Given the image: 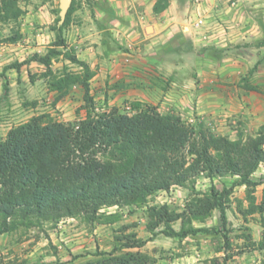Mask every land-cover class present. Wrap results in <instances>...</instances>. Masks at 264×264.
<instances>
[{
  "label": "trees",
  "instance_id": "1",
  "mask_svg": "<svg viewBox=\"0 0 264 264\" xmlns=\"http://www.w3.org/2000/svg\"><path fill=\"white\" fill-rule=\"evenodd\" d=\"M93 5V0H89ZM169 4L159 0L155 11ZM73 0L67 18L58 24L59 10L51 26L55 39L44 54L34 53L22 62L4 66L0 76L6 79L5 94L10 90L6 72L21 71L24 64L39 62L41 73L30 74L31 81L40 75L49 91H55L53 106L64 99L75 86L84 90L86 116L75 122H63L50 113H39L26 122L10 128L0 140V236L39 227L54 229L63 219L81 217L89 224L113 225L121 221L125 206L140 207L149 203L159 191L175 186L187 188L189 196L181 211L169 205L148 207L147 229L154 236L185 239L199 233H221L228 247V209L238 185L246 186V197L236 200L239 212L248 219L261 215L262 238L247 235L246 247L264 251V189L253 179L264 164V125L255 135L231 138L216 133L204 122L193 124L175 113L163 114L158 106L135 101L132 112L113 106L97 111L91 79L95 75L90 64L81 59L70 45L67 30L78 8ZM24 10L18 0H1L0 20L17 21ZM21 34L9 37L17 42ZM64 60L56 70L54 62ZM75 65L79 69L73 70ZM258 66L243 77L240 85L249 91L264 90L251 82ZM37 106L38 101H26ZM1 107V103H0ZM206 176L234 178L231 185L212 184L208 191L196 188L197 178ZM117 207L116 211H107ZM220 211L221 226L198 227L194 221H205ZM180 222L177 229L174 223ZM137 223L122 225L111 251H97L93 258L76 262L80 255L58 264H151L154 260L141 249L150 239L139 236ZM232 256L225 254L224 261ZM213 264L220 263L218 259ZM264 264V259L262 261Z\"/></svg>",
  "mask_w": 264,
  "mask_h": 264
},
{
  "label": "crops",
  "instance_id": "2",
  "mask_svg": "<svg viewBox=\"0 0 264 264\" xmlns=\"http://www.w3.org/2000/svg\"><path fill=\"white\" fill-rule=\"evenodd\" d=\"M84 1L74 11L66 35L95 71L93 94L136 95L152 101L165 95L166 104L184 107L231 138L236 133L246 137L249 129L258 132L264 125V94L240 85L258 66L251 82L264 90V0H168L160 12L155 11L159 0H93L87 9ZM40 38L24 36L0 46V73L9 63L44 54L49 45L41 46ZM44 70L32 61L20 72L7 71L12 95L25 102L39 99L47 83L40 75L31 81L30 74ZM0 78L2 95L6 79ZM80 90L84 93L81 86ZM50 94L55 97L56 92ZM10 102L13 111L5 118L37 113V106L18 110L16 101ZM5 112L0 107V128ZM236 188L246 190L245 185ZM191 256L182 254L169 264H190Z\"/></svg>",
  "mask_w": 264,
  "mask_h": 264
},
{
  "label": "rangeland",
  "instance_id": "3",
  "mask_svg": "<svg viewBox=\"0 0 264 264\" xmlns=\"http://www.w3.org/2000/svg\"><path fill=\"white\" fill-rule=\"evenodd\" d=\"M18 1L24 13L17 21L3 22L0 20V46L11 43L8 40L9 37L15 36L17 33L21 34V38L26 36L35 41L38 37H41L40 39L44 41L41 46L50 45L49 36L52 35L51 43L55 39V33L51 30V26L57 16L56 10H59V0ZM84 2V8H90L92 3L89 0H85ZM78 4L82 6L84 3H82V0H78ZM45 51L46 48L42 50V53ZM64 63L69 62H65L62 59L55 61L53 65L54 69H60ZM72 69L78 70L79 68L73 65ZM15 71L9 70L8 72L12 74ZM6 77L10 83L11 80H9L8 75ZM1 80L2 78H0ZM5 84L6 81L3 83L4 88ZM43 87L44 92L40 91V97L37 99L38 109H36V114L43 112L50 113L56 119L63 122H75L86 116L83 93L80 90V86H75L68 98L64 99L59 107L53 106L54 96H51L50 91H45L47 87ZM168 87L170 86L168 85ZM12 94L10 90L8 94H5L3 90L2 95H0L1 108L4 111H8L2 114L4 122L0 128V140L7 136L11 127L26 122L32 117L28 114L18 118L9 116L5 118L9 112L13 111L11 105H8V103H11V100L16 101L15 103L18 104L16 109L18 110H22L28 106L25 104L23 98L21 99ZM115 94L104 95L96 91L94 96L97 111L102 112L107 108L116 106L123 111L132 112L131 107H133V103L140 101L158 106L159 111L163 114H178L193 124L204 122L203 119L188 114L182 106L173 107V105L166 104L168 100L165 98V95L157 101H152L150 98L136 95L116 98ZM208 126L218 133L217 129L213 128L215 125L209 123ZM256 133L249 129V134L246 137L255 135ZM237 135V133L234 134L235 138H238ZM255 179L261 182L256 192L260 199L264 189V164L255 172ZM233 180L234 178L232 177L212 180L201 175L197 178L196 188L199 191L205 192L210 189L212 184L222 187L224 183L231 185ZM188 196L189 190L180 186H175L170 191H159L150 197L147 205L140 206L139 208L135 206L121 208L123 218L113 225L89 224L81 217H75L74 220L70 219L74 217H69L66 218L61 226L59 225L54 229L46 228V230H42L39 227H35L27 232L21 229L12 234L1 235L0 264H58L71 260L74 255H80L76 262H82L93 258L97 251H111L116 244V235L121 234L120 229L122 225L127 223H137L138 226L135 230L138 231L139 236L150 239L141 250L152 257L154 263L151 264H169L171 260H175L177 256L182 254H192V262L190 264H213V260L215 259H218L220 263L224 264H262L264 251L245 246L247 242L249 243V238L246 237L249 234L256 241L262 238L263 226L261 223V215L255 214L245 219L239 212L236 200L246 197V190L243 191L240 188L234 190L233 202L228 209L229 224L227 225V229H229L228 235L231 247L226 245L221 233H199L182 240L159 233L151 238L152 234L147 229V223L149 221L148 207L167 204L172 209L181 211L186 204ZM115 209L117 210V208ZM194 223L198 227L220 228V211L216 210L214 215L205 221L196 219ZM174 226L179 229L181 224L180 222H176ZM225 254L231 255L232 257L228 261H224Z\"/></svg>",
  "mask_w": 264,
  "mask_h": 264
},
{
  "label": "water",
  "instance_id": "4",
  "mask_svg": "<svg viewBox=\"0 0 264 264\" xmlns=\"http://www.w3.org/2000/svg\"><path fill=\"white\" fill-rule=\"evenodd\" d=\"M72 1L73 0H59V25H62L65 22Z\"/></svg>",
  "mask_w": 264,
  "mask_h": 264
},
{
  "label": "built area",
  "instance_id": "5",
  "mask_svg": "<svg viewBox=\"0 0 264 264\" xmlns=\"http://www.w3.org/2000/svg\"><path fill=\"white\" fill-rule=\"evenodd\" d=\"M202 23H203V20L200 19V20L198 21V24H202ZM262 165H263V164H262ZM115 208H117V207H111V208L104 209V210L111 211V210H113V209H115ZM115 210H116V209H115ZM115 210H114V211H115ZM70 219H71V220H74L75 218H70ZM65 220H66V219H63L59 225L61 226V224H62Z\"/></svg>",
  "mask_w": 264,
  "mask_h": 264
}]
</instances>
